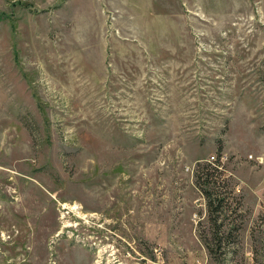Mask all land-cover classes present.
<instances>
[{"label": "rangeland", "instance_id": "rangeland-1", "mask_svg": "<svg viewBox=\"0 0 264 264\" xmlns=\"http://www.w3.org/2000/svg\"><path fill=\"white\" fill-rule=\"evenodd\" d=\"M0 170V264H264V0H0Z\"/></svg>", "mask_w": 264, "mask_h": 264}, {"label": "trees", "instance_id": "trees-1", "mask_svg": "<svg viewBox=\"0 0 264 264\" xmlns=\"http://www.w3.org/2000/svg\"><path fill=\"white\" fill-rule=\"evenodd\" d=\"M215 161V160H214ZM217 161H215L216 163ZM195 185L198 188V190L201 192L203 197L206 200L207 209L209 212V216L219 213L220 209L223 206V199L220 198V194L217 192V186L215 185V182L211 181V174H203L197 171V174H195ZM209 184L212 186V188H208ZM210 217V219H211ZM218 220H211L212 223H217ZM220 233V227H217L214 232V240H218V235Z\"/></svg>", "mask_w": 264, "mask_h": 264}, {"label": "bare ground", "instance_id": "bare-ground-1", "mask_svg": "<svg viewBox=\"0 0 264 264\" xmlns=\"http://www.w3.org/2000/svg\"><path fill=\"white\" fill-rule=\"evenodd\" d=\"M6 177H7L6 171L0 170V183H5ZM16 195H17V198L14 199V200H16L14 203H3V205L0 207V221H5V219H6L4 224L8 225L11 222V219H10V217H12L10 214L11 210H13L14 207L16 205L20 204V202H21V201H19L18 192H16Z\"/></svg>", "mask_w": 264, "mask_h": 264}, {"label": "built area", "instance_id": "built-area-1", "mask_svg": "<svg viewBox=\"0 0 264 264\" xmlns=\"http://www.w3.org/2000/svg\"><path fill=\"white\" fill-rule=\"evenodd\" d=\"M212 159L214 160V158L212 157Z\"/></svg>", "mask_w": 264, "mask_h": 264}]
</instances>
